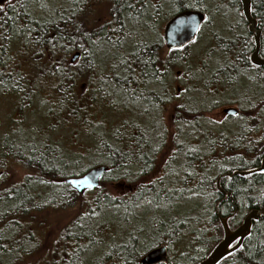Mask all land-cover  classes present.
I'll use <instances>...</instances> for the list:
<instances>
[{
    "label": "trees",
    "instance_id": "trees-1",
    "mask_svg": "<svg viewBox=\"0 0 264 264\" xmlns=\"http://www.w3.org/2000/svg\"><path fill=\"white\" fill-rule=\"evenodd\" d=\"M51 1L0 0V92L16 95V112L17 106L23 110L32 100L38 101V94L55 93V104L47 107L44 98L41 108L55 120L60 110H66L68 121L78 126L89 124L86 112L91 103L114 110L111 105H120L116 100L122 96L121 105L130 107L139 120L119 121L124 117L115 115V120L112 116L105 124L92 126L84 135L86 153L97 157L84 167L81 157L86 153L57 148L45 139L46 132L24 145L10 143L3 135L1 156L32 173L17 187L0 192L4 214L0 217L7 225L0 229V264H17V253L22 251L17 243L24 241L18 237H33L23 229V217L44 205L59 209L83 204L82 194L64 180L96 166H105L106 172L91 191V201L84 202L87 212L63 230L42 264H139L146 252L160 246L178 249L181 240L186 241L184 250L170 256L168 264H198L222 237L218 216L230 218L228 226L233 230L250 211L264 207V174L227 176L254 169L264 158V68L250 63L254 44L239 0L227 4L225 0H107L110 20L101 26L93 4L102 0ZM206 2L237 15L236 24L225 28L231 34L212 38L219 59L205 83L232 92L229 103L240 108L237 115L226 117L237 126L233 131L228 126L200 127L198 99L176 103L173 128L184 143L176 144L174 157L165 159L160 177L141 183L155 169L168 136L163 118L155 124L151 117L175 102L167 81L188 60L184 54L192 46L166 50L155 25L179 12L197 10L206 15V27L213 16ZM251 12L262 32L259 55L264 59V0H251ZM218 17L223 22V16ZM127 32L132 37H124ZM136 37L145 40L131 43ZM76 53L79 57L72 63ZM26 59L34 63L32 81L22 69ZM243 80L249 87L236 95L232 89ZM191 85L199 87V83ZM218 178L229 197L217 191ZM182 202L190 203L191 218L166 216V210L175 212L174 206ZM7 217L13 220L8 223ZM219 264H264V219L254 221L241 248Z\"/></svg>",
    "mask_w": 264,
    "mask_h": 264
},
{
    "label": "rangeland",
    "instance_id": "rangeland-1",
    "mask_svg": "<svg viewBox=\"0 0 264 264\" xmlns=\"http://www.w3.org/2000/svg\"><path fill=\"white\" fill-rule=\"evenodd\" d=\"M53 1L55 0H52L51 2ZM223 1L224 0H222V2ZM228 2L229 0H225V4H227ZM93 6L94 10L96 11L94 12V18L97 19V25L101 26L107 23L110 20V4L108 3V1H98L97 3L93 4ZM205 6H207V8L212 11L213 16H211V23L202 28L198 39L184 54V56H186L188 60L183 62V66L181 65L182 63L177 66L175 72H173L171 78L167 81L170 91L173 93V96L176 98V100L174 103L169 104L168 106H164V108L162 109V113H159L158 117L155 115L151 117V119L153 120V122L151 123L155 124H158V121L159 123L161 122V118L159 117L163 118V123L165 124L168 136L165 146L162 147L161 151H159V154L156 157V163L154 166L155 169L150 173L148 177H144L141 180V183H150L152 179H157L158 177H160L162 172L160 168L163 165L165 159L169 155L174 157L176 144L184 143L183 136L181 137V135H176L173 128V113L174 105L176 103H181L185 101L184 99L191 100L193 99V97H195V100L198 99L195 105L197 106V110L199 111L198 116H202L200 117L201 119L198 120L200 127L205 128L209 126L214 128H222L228 126V128L233 131L237 126L236 121H229L228 118L223 114V109L225 108H240V105L238 104L229 103L231 101L228 100V97H230V94L232 92H229V90H225L219 85L211 84L208 87H206L205 85L208 80V74L216 68L219 59L217 42L212 38L215 36V34H217V38L228 36L229 34H231L229 33L230 31L228 32L225 28H227L229 25L236 24L237 15H234V13L229 14L228 10L223 7L214 8L209 2H206ZM166 14L163 15L165 16ZM218 15L223 16V22L219 20ZM165 23L166 20L164 19L161 23H158L159 27L155 25L156 33L160 36V38H162V31ZM129 35L132 37V35L128 32L124 37ZM217 38L216 40H218ZM143 39L144 37H136V41L135 38H133L131 43L136 44L139 41L145 40ZM149 39L147 41L150 43L154 41ZM98 58L101 59V56L99 55ZM22 67L25 74L29 77L30 81L34 80V63L26 59L22 62ZM183 69H186L188 73L184 72L183 74L181 73V76H179L177 72H181ZM191 82L193 84L199 83L198 89L192 86ZM247 86L249 87L248 83L243 80L239 86H236L235 89L232 90L234 93H237L236 95H239L243 90L247 88ZM177 87L180 88L179 91L176 90ZM148 88L150 89V87ZM187 88H190L191 91L186 90ZM212 93L213 96L211 95ZM236 95L234 96L236 97ZM36 97H38V101L35 102L32 100L28 107L24 108L23 110H21L22 106H17L16 112V95H12L9 92H0V150L2 142L1 139L3 135L9 137L8 141L10 143L16 142L17 144L24 145L25 143L30 141L29 139L32 136H41L46 132L48 137H45V139L49 140L51 144H55L56 146H58L57 148H61L63 146L64 149L68 151L84 154L86 153V142H88V140L84 138V135L85 133H88L91 130V127L95 124H105L112 118V116L115 120V115L124 117L122 119H119V121L132 122L139 120H137L134 112L130 107L126 108L124 106V108L121 105L122 96L118 97V99L120 100H116V102H119L120 105H111L115 111L109 108L107 104L105 105L100 102L91 103L86 112V115L90 119L87 120L89 124H82L81 126H78L76 123H70V121H68L69 118L66 114V110H60L61 112L59 113V115H57V118L55 120V116L51 117L49 115V112L41 108L44 107V98L46 101L45 105L47 104V107H50L49 104H55V93H49L47 95L38 94ZM236 101L238 100L235 99V102ZM213 106L216 107L213 108ZM12 121H17V123L13 124ZM110 124L111 121H109L107 125ZM49 127L50 129L48 131ZM181 128L183 129V127ZM71 132L73 133V135L71 134ZM17 138L21 139L17 140ZM9 142L6 143L7 146H10ZM96 154L97 153L89 152L86 153V157H81L83 158V167L89 164V160H95V158L97 157ZM1 155L2 154H0V192L13 187H17V185H19L24 180L26 175L32 173L31 170H28L26 167L17 165V163L14 162L13 159L7 160ZM178 164H181V162L179 161ZM57 183L60 182L57 181ZM91 197L92 194L91 191H89L80 196L79 201L81 202V204L83 203L82 205H80V203H77L72 206L59 209L55 207H46L44 205L40 207V209L34 210L26 217H23L24 219H21L23 229L27 232V234L32 233L31 235H33V237H18L19 241H21L22 239H24V241L21 242V244L17 243V247H21L22 250L17 253V260H15L17 261V264H42V262L45 261V254L51 253L54 245L58 241V238L62 235L63 230H65L68 226L75 222V220L81 213H85V210L87 212V208H85L86 204H84V202H90ZM174 208L176 210L175 212L166 210L165 214L167 217H175V214H178L179 217L189 215L191 205L190 203L187 204L186 202H182L181 204L175 205ZM0 214L4 215L3 212H1ZM157 214H161V212H157ZM188 217L191 218L192 216L189 215ZM2 218L3 217H0V229H5L7 225L6 223L3 224V220H6V218ZM7 219L8 223H10V220H13L12 217H7ZM185 224H190V222L186 221ZM2 225L4 227H2ZM20 227L21 226H19V229ZM191 227L194 228L193 225L190 226V228ZM186 232L189 233V235L192 234V230H188V228H186L185 233ZM13 233L14 232H8L9 235ZM179 245L180 247L178 249L176 246L169 247L170 256H173V254H176V252L178 253V251L182 252L184 250V247L186 246V241L181 240L179 242ZM186 250H189V247ZM23 252L29 253L28 255H26Z\"/></svg>",
    "mask_w": 264,
    "mask_h": 264
},
{
    "label": "water",
    "instance_id": "water-1",
    "mask_svg": "<svg viewBox=\"0 0 264 264\" xmlns=\"http://www.w3.org/2000/svg\"><path fill=\"white\" fill-rule=\"evenodd\" d=\"M242 16L247 24V32L252 36L254 48L249 57L250 63L258 68H264V59L260 57L262 32L259 30L257 20L251 12V0H239ZM206 21L204 13L195 10H185L171 17L163 27L162 41L169 51H180L192 44ZM79 57L76 53L71 62ZM225 116H235L238 110L233 107L223 109ZM106 172L105 166H96L88 169L82 175L64 180L76 193L83 194L86 191L95 190ZM253 174H264V158L258 167L247 171H234L228 177H246ZM221 178V177H220ZM220 178L216 180V189L224 197L230 195L220 187ZM264 219V207L250 211L242 223L231 230L227 218H219L222 228V239L214 246L211 252L198 264H219L223 259L238 251L245 239L250 235L252 223ZM139 264H168V248L160 246L146 252L140 259Z\"/></svg>",
    "mask_w": 264,
    "mask_h": 264
},
{
    "label": "flooded vegetation",
    "instance_id": "flooded-vegetation-1",
    "mask_svg": "<svg viewBox=\"0 0 264 264\" xmlns=\"http://www.w3.org/2000/svg\"><path fill=\"white\" fill-rule=\"evenodd\" d=\"M196 11H197V10H196ZM205 16H206V15H205ZM204 24H205V23H204ZM204 24H203V25H204ZM202 27H203V26H202ZM201 31H202V28H201L200 32H201ZM200 32H199V33H200ZM199 33H198V35H199ZM198 35H197V37H198ZM162 42H163V41H162ZM163 45H164V44H163ZM191 45H192V44H191ZM191 45H189V46H191ZM189 46H188V47H189ZM164 47H165V46H164ZM186 48H187V47H186ZM182 50H183V49H182ZM180 51H181V50H180ZM177 74H178L179 76H181V72H180V71H178ZM184 76H185V75H184ZM176 90L179 91L180 88L177 87ZM12 123H13V124H16L17 121H12ZM219 218H221V217L218 216V220H219ZM222 219H225V218H222ZM229 220H230V218H227V222H228ZM219 223H220V220H219ZM220 225H221V224H220ZM221 239H222V237H221ZM221 239H220V240H221ZM205 257H206V256H205ZM205 257H204V258H205ZM204 258H203V259H204ZM203 259H202V260H203ZM169 261H170V253H169V248H168V263H169Z\"/></svg>",
    "mask_w": 264,
    "mask_h": 264
},
{
    "label": "bare ground",
    "instance_id": "bare-ground-1",
    "mask_svg": "<svg viewBox=\"0 0 264 264\" xmlns=\"http://www.w3.org/2000/svg\"><path fill=\"white\" fill-rule=\"evenodd\" d=\"M242 221H243V220H242ZM241 223H242V222H241ZM241 223H240V224H241ZM213 248H214V247H213ZM213 248H212V249H213ZM210 252H211V251H210ZM210 252H209V253H210Z\"/></svg>",
    "mask_w": 264,
    "mask_h": 264
}]
</instances>
